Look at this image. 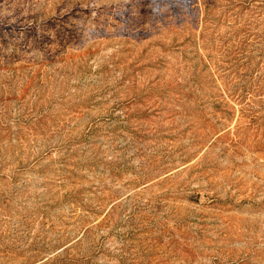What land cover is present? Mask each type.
<instances>
[{
    "label": "rangeland",
    "instance_id": "1",
    "mask_svg": "<svg viewBox=\"0 0 264 264\" xmlns=\"http://www.w3.org/2000/svg\"><path fill=\"white\" fill-rule=\"evenodd\" d=\"M0 264H264V0H0Z\"/></svg>",
    "mask_w": 264,
    "mask_h": 264
}]
</instances>
